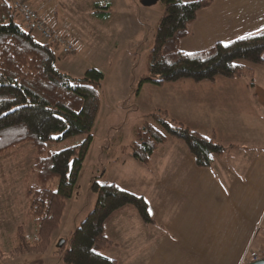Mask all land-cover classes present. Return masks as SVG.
Wrapping results in <instances>:
<instances>
[{"label": "trees", "instance_id": "1", "mask_svg": "<svg viewBox=\"0 0 264 264\" xmlns=\"http://www.w3.org/2000/svg\"><path fill=\"white\" fill-rule=\"evenodd\" d=\"M162 1L165 11L148 55V70L138 80L139 88L181 79H252V69L243 62L264 64V29L230 42L218 41L208 49L183 51L180 43L191 34L198 12L213 0ZM93 7L94 15L109 17L108 4L96 2ZM17 12L12 0H0V158L31 153L21 179L25 221L14 231L11 252L43 253L61 226L93 142L105 74L96 68L82 76L60 71L56 65L58 48L38 40L31 28L17 22ZM170 139L182 142L202 167H210L215 156L235 146L192 129L167 110L154 109L134 130L132 142L123 147L122 160L131 157L150 164L160 146ZM65 141L70 144L54 148ZM90 190L96 195L94 208L57 252L65 264H117L109 256L114 245L106 229L109 219L130 206L145 223L152 224L148 203L143 196L110 181L106 171L92 179ZM28 228L34 236L29 237Z\"/></svg>", "mask_w": 264, "mask_h": 264}, {"label": "crops", "instance_id": "2", "mask_svg": "<svg viewBox=\"0 0 264 264\" xmlns=\"http://www.w3.org/2000/svg\"><path fill=\"white\" fill-rule=\"evenodd\" d=\"M50 1L37 0L36 5L50 7ZM262 29L264 0H213L198 12L191 24L192 36L185 37L180 48L185 52L208 49L218 41L230 42ZM243 63L252 69V79H181L145 84L135 91L136 103L151 95L154 99L152 103L148 100L149 105L166 107L191 128L235 146L215 156L210 167L199 166L195 156L175 139L163 143L150 164L131 157L115 163L107 178L143 196L154 220L145 223L130 206L109 219L107 234L114 243L109 256L117 264H247L255 261V253L263 259L264 64ZM157 89L162 90L160 98ZM102 107L99 128L120 130L112 116L117 107L110 105L109 113ZM122 155L115 152L111 161ZM90 184L87 199L70 214L71 220H77L73 229L71 226L67 234L59 233L46 252L23 256L20 263L65 264L57 252L59 245L52 246L53 241L69 239L94 208L96 195ZM75 198L68 202L77 201ZM64 217L65 213L57 231L64 225Z\"/></svg>", "mask_w": 264, "mask_h": 264}, {"label": "rangeland", "instance_id": "3", "mask_svg": "<svg viewBox=\"0 0 264 264\" xmlns=\"http://www.w3.org/2000/svg\"><path fill=\"white\" fill-rule=\"evenodd\" d=\"M36 1L27 0L44 15L51 25L73 40V49L68 54L62 53L57 44L53 45L58 48L57 68L72 76H82L90 68L101 70L105 74L102 85V108L104 112L109 113L110 105L117 107L115 116L111 115L117 118L120 125V130L116 132L108 131L106 126L99 128L97 125L78 185L74 189L73 198L77 196L78 198L74 199L77 201L68 202L65 223L53 234V240L61 232L62 234L70 232L69 228L72 226L70 229H73L77 223V220L70 219V214L74 212L76 206L81 208L82 202L87 199L90 192V180L103 171H106L108 175V171L115 163L123 162L124 154L115 162L111 160L115 157V152L121 154L122 145L125 147L129 145L131 139L133 140L134 130L142 124L144 116L154 109H168L149 105V101L152 103L154 98L148 94L146 98L149 101L143 99L142 102L140 100L139 103L135 102V91L139 88L138 80L148 70V55L154 46L156 30L164 14L165 5L162 0H156L154 3H145L146 0H131L132 3L128 0H110L111 2L51 0L50 7L41 8L38 4L36 5ZM94 1L100 2L103 6L107 3L110 5V11H108L110 15L107 19L93 14ZM16 21L23 22L20 12L16 13ZM24 26L29 29L25 24ZM32 31L38 40L45 42L39 32L33 29ZM152 88L156 89V87ZM156 94L160 98L162 90L157 89ZM164 101L172 105V101ZM133 104L136 106L132 107ZM168 113L171 117L180 120L169 111ZM117 135H119L118 141L112 144ZM82 137L78 136V139ZM107 141L111 142L107 144ZM69 144V141H65L55 145L54 148L61 149ZM108 147L111 148L108 149ZM30 154L26 152L25 156L17 158L13 156L0 158V264H23L20 263L23 256L30 257L36 254L11 252L14 246V231L25 221L26 203L23 198L21 179L29 167ZM27 231L29 237L35 235L31 228ZM62 239L53 241L52 246L58 247Z\"/></svg>", "mask_w": 264, "mask_h": 264}, {"label": "built area", "instance_id": "4", "mask_svg": "<svg viewBox=\"0 0 264 264\" xmlns=\"http://www.w3.org/2000/svg\"><path fill=\"white\" fill-rule=\"evenodd\" d=\"M13 5L20 12L22 23L26 27L39 32L40 36L45 42L57 44L62 53L68 54L73 49V40L59 31L56 27L51 25L43 14L29 2L25 0H13ZM264 259V249H263ZM254 260H259L261 256L253 254Z\"/></svg>", "mask_w": 264, "mask_h": 264}, {"label": "water", "instance_id": "5", "mask_svg": "<svg viewBox=\"0 0 264 264\" xmlns=\"http://www.w3.org/2000/svg\"><path fill=\"white\" fill-rule=\"evenodd\" d=\"M154 1H156V0H146L145 3H152ZM63 242H64V240L62 242H60L58 245H61ZM247 264H264V259L257 260V261H254V262H249Z\"/></svg>", "mask_w": 264, "mask_h": 264}]
</instances>
